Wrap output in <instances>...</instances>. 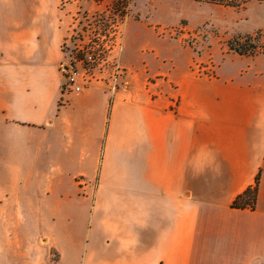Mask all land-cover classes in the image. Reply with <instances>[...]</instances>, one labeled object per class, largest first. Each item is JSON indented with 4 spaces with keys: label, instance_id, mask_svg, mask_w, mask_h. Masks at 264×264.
<instances>
[{
    "label": "crops",
    "instance_id": "1",
    "mask_svg": "<svg viewBox=\"0 0 264 264\" xmlns=\"http://www.w3.org/2000/svg\"><path fill=\"white\" fill-rule=\"evenodd\" d=\"M166 1L119 86L66 92L75 2L0 0V264H264V53L198 74L155 30L193 0Z\"/></svg>",
    "mask_w": 264,
    "mask_h": 264
},
{
    "label": "rangeland",
    "instance_id": "2",
    "mask_svg": "<svg viewBox=\"0 0 264 264\" xmlns=\"http://www.w3.org/2000/svg\"><path fill=\"white\" fill-rule=\"evenodd\" d=\"M67 0H64V2ZM73 18L70 20L69 34L65 38L68 45L63 48L65 60L81 58L76 49L79 39L84 40L92 27L100 26L102 30H114L118 25L119 36L116 55L123 64L126 48V25L130 17L141 18L144 14L154 12L155 4L162 7L170 5L166 0H71ZM193 15L182 18L177 24L155 26L157 33L175 45L189 48L192 52V67L198 73L213 74V66L230 51L227 46L229 39L238 35L256 34L261 32L259 45L264 46V1L249 0L244 9L233 6L193 0L186 7ZM149 10V11H148ZM161 14V13H160ZM92 26V27H91ZM77 33V35H75ZM80 34V35H79ZM65 42V41H64ZM259 52L254 55L262 54ZM247 55V56H254ZM97 75H108V67L97 69Z\"/></svg>",
    "mask_w": 264,
    "mask_h": 264
},
{
    "label": "built area",
    "instance_id": "3",
    "mask_svg": "<svg viewBox=\"0 0 264 264\" xmlns=\"http://www.w3.org/2000/svg\"><path fill=\"white\" fill-rule=\"evenodd\" d=\"M118 28L119 26L115 25L114 30L110 32L102 30L100 26L92 27L88 30L90 35L86 39H79L75 47L82 57H75L69 62L65 60L60 66L65 79L64 91L78 92L94 84L117 87L123 82L126 68L118 60L117 54L111 55L118 47L117 37L120 35ZM67 45L68 40H65L63 48ZM106 67L108 75H97V69Z\"/></svg>",
    "mask_w": 264,
    "mask_h": 264
},
{
    "label": "trees",
    "instance_id": "4",
    "mask_svg": "<svg viewBox=\"0 0 264 264\" xmlns=\"http://www.w3.org/2000/svg\"><path fill=\"white\" fill-rule=\"evenodd\" d=\"M210 3L223 4L233 6L237 9H244L249 0H197ZM264 1V0H260ZM261 32L254 34L238 35L236 38L229 39L227 46L230 51L240 55H254L259 52H264V46L259 45ZM260 175L256 177V182L251 187L247 188L233 202V207L236 208H251L254 209L257 201V192Z\"/></svg>",
    "mask_w": 264,
    "mask_h": 264
}]
</instances>
